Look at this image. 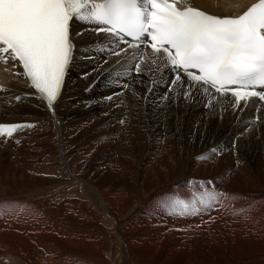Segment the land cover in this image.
Here are the masks:
<instances>
[{"label": "bare ground", "instance_id": "6f19581e", "mask_svg": "<svg viewBox=\"0 0 264 264\" xmlns=\"http://www.w3.org/2000/svg\"><path fill=\"white\" fill-rule=\"evenodd\" d=\"M179 1L220 17L258 2ZM93 27L71 22L73 59L51 107L0 52V124L34 125L0 136V264H264V103L236 106L182 71L173 84L162 53L121 44L112 55L114 38ZM97 78L130 91L105 101ZM205 190L219 197L195 215L156 206Z\"/></svg>", "mask_w": 264, "mask_h": 264}, {"label": "snow or ice", "instance_id": "6c2138e0", "mask_svg": "<svg viewBox=\"0 0 264 264\" xmlns=\"http://www.w3.org/2000/svg\"><path fill=\"white\" fill-rule=\"evenodd\" d=\"M74 20L112 36L116 48L143 45L153 54L162 53L176 72L173 84L181 81L182 71L205 93L212 89L230 94L236 106L249 98L264 101V0L235 17L211 15L191 6L180 10L170 0H0V52H10L22 64L49 107L58 98L73 59L70 24ZM125 51L111 49L115 56ZM134 69L139 73L140 64ZM30 127L34 125L0 124V136L11 137ZM208 158V153L199 157ZM199 184L204 187V182ZM218 197L214 190L191 200L170 194L158 199L156 206L169 215H195Z\"/></svg>", "mask_w": 264, "mask_h": 264}, {"label": "rangeland", "instance_id": "374dc122", "mask_svg": "<svg viewBox=\"0 0 264 264\" xmlns=\"http://www.w3.org/2000/svg\"><path fill=\"white\" fill-rule=\"evenodd\" d=\"M143 56H140L139 57V59H140V61H142L143 60ZM78 72H75L74 73V71L71 73V75H76ZM87 74V73H86ZM85 74V75H86ZM117 73L115 72V75H116ZM127 75H125V77L126 76H128V78L129 79H131V74L134 76V77H138L137 76V73L135 72V71H133V72H131L130 70H129V72L128 73H126ZM118 75H120V74H117V76ZM123 75V74H122ZM70 77V76H69ZM74 79V77H71V80H73ZM100 78H97V80L94 82V84L92 85V87L94 86L95 87V90H93V92L92 93H96L97 94V96L96 97H98V95L100 96L99 98H103V100H105V101H107L108 100V97H112V96H114L115 94H116V92L117 93H120V92H122V91H130V89H129V84L128 83H119L118 84V86L116 85V84H113V83H111V82H104V83H99V80ZM148 80V84H147V92L149 93L150 91H151V83H152V81H149V79H147ZM141 84V83H140ZM183 84V83H182ZM185 84V83H184ZM183 84V85H184ZM73 85H74V82H73ZM125 85H127V87H125ZM67 86H68V84H67ZM142 86V85H141ZM185 86V85H184ZM111 89L113 90V92H110L111 91ZM146 89V86H144V90ZM159 89H165V92H168L167 90H166V87L165 86H161ZM86 91V90H85ZM99 91H103V93H101V92H99ZM70 92H71V87L69 88V89H66V92H65V96H63V98H65V97H67V95H68V93L70 94ZM169 93V92H168ZM65 101H68V99L67 100H65ZM65 101L63 100V101H61L62 103H65ZM259 101V100H258ZM94 102V101H93ZM93 102H91L90 104H92ZM121 103V105L123 106L124 104H125V101H120ZM260 103H264V102H261V101H259ZM78 103H80V102H78ZM76 105H77V103H75ZM90 104L89 105H86L85 106V108H88L89 106H90ZM84 105V104H83ZM252 121H254L253 119H252Z\"/></svg>", "mask_w": 264, "mask_h": 264}]
</instances>
